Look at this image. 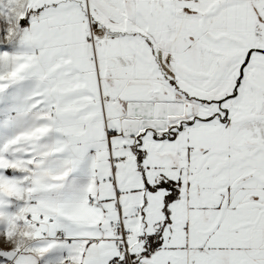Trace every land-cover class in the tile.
I'll use <instances>...</instances> for the list:
<instances>
[{"label": "snow or ice", "instance_id": "6c2138e0", "mask_svg": "<svg viewBox=\"0 0 264 264\" xmlns=\"http://www.w3.org/2000/svg\"><path fill=\"white\" fill-rule=\"evenodd\" d=\"M0 264H264V0H0Z\"/></svg>", "mask_w": 264, "mask_h": 264}]
</instances>
